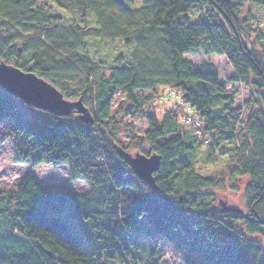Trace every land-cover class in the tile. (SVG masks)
<instances>
[{
	"label": "trees",
	"instance_id": "1",
	"mask_svg": "<svg viewBox=\"0 0 264 264\" xmlns=\"http://www.w3.org/2000/svg\"><path fill=\"white\" fill-rule=\"evenodd\" d=\"M141 1L133 9L122 0H0V63L81 100L92 119L48 113L43 126H33L20 110L25 104L0 89L7 124L0 145L12 143L14 163L68 166L70 179L89 187L46 191L31 173L17 191H0V264H140L136 236L155 245L152 264H264L257 240L264 236V114L245 122L215 65L185 58L224 56L234 71L229 82L264 97V33L244 16L247 5L264 7V0ZM196 7L199 22L180 20ZM253 34L259 44L250 42ZM88 39L134 48L106 61L90 57ZM160 88L156 97L137 94ZM162 90L183 105H159ZM119 92L126 94L120 114L148 124L132 144L141 150L148 142L161 158L155 185L119 153L120 124L111 117ZM219 144L233 153L231 165L201 174L191 158L202 147L222 156ZM227 181L244 188L245 211L218 200ZM76 221L90 243L73 230Z\"/></svg>",
	"mask_w": 264,
	"mask_h": 264
},
{
	"label": "rangeland",
	"instance_id": "2",
	"mask_svg": "<svg viewBox=\"0 0 264 264\" xmlns=\"http://www.w3.org/2000/svg\"><path fill=\"white\" fill-rule=\"evenodd\" d=\"M122 1L125 5L133 9H139L143 5L141 0H134L133 3L130 0ZM199 9V7L192 9L189 13L182 15L180 20H188L189 22L193 23L199 22L198 19H201L202 17V13H200ZM57 12L66 15V12L60 9ZM205 13H207V11ZM250 14L255 19L254 28L261 29V31L264 33V7H252L247 5L245 7L244 16L246 17ZM90 24L92 27H94V24ZM254 41L256 44H259L256 34H253V36L250 38L251 43H254ZM87 43L89 45L88 49L90 50V57H97L106 61H112L120 54L129 55L134 48V45L128 47L124 45L122 41L88 39ZM185 58L190 60L197 67L200 66L204 60L215 65L218 70L219 79L222 85H224L229 92H232L236 95V107L242 110L243 120L245 122H247L252 117H258V114L260 113L264 114V97L258 96L256 94L253 95V90L243 84L240 85L229 82L230 78L234 75V71L226 57L217 55L205 56L202 53L200 56L186 55ZM160 90L161 88L158 89L154 94L151 92H137V94L156 97ZM161 92H163V90ZM164 94L165 92H163V96ZM125 101L126 94L120 92L117 93L113 100L111 109V117L120 124L118 128L120 135L117 137L120 147L126 149L132 155L141 153L147 157H150L152 156V153L148 142H145L141 150L138 148L137 142L132 144V141L135 138L145 136L146 132L148 131V124L142 118H124L119 111L121 105L125 103ZM177 102L181 106L183 105L180 99H177ZM174 103V101H171L161 106L167 109L168 107L173 106ZM20 110L23 113L24 119L33 126H43L51 117V115L47 112L23 104L20 105ZM5 127H7V124L0 122V135L4 133V129H6ZM185 131L189 132L188 129H185ZM228 146H231L230 143ZM223 147L224 145L220 144L217 146L220 151L224 149L222 150L223 152L221 151V153H223L222 156H219V151L213 153L212 155H207V148L204 147L196 150L191 159L201 174L206 176H215L225 170L228 165H231V155L233 153L228 152V150ZM12 151L13 146L11 142H6L5 144L0 145V191H17L23 179L32 173L40 180L43 190L72 192L78 194L89 193V187L85 182L73 181L70 179V171L68 166L54 168L47 165H41L34 168L29 165L15 164L13 161ZM229 186L238 187L239 190L232 191ZM243 190L244 188H242V186L237 184L231 185L230 182L227 181L225 189L218 192V200L225 206L238 208L242 211H245ZM219 201L217 206L221 207L222 205L220 206ZM72 228L84 239L85 244L91 242L89 239V234L84 229L82 222H73ZM134 239L141 244L140 264H152L153 259L157 260L158 256H153L156 251L155 245H153L149 240L140 236H136ZM257 240L264 244V236L258 238ZM164 261H167V259Z\"/></svg>",
	"mask_w": 264,
	"mask_h": 264
},
{
	"label": "water",
	"instance_id": "3",
	"mask_svg": "<svg viewBox=\"0 0 264 264\" xmlns=\"http://www.w3.org/2000/svg\"><path fill=\"white\" fill-rule=\"evenodd\" d=\"M0 89L35 109L67 117L75 111L82 122H90L91 114L82 105V101L71 102L52 84L39 78L32 72H24L16 67L0 63ZM119 153L126 159L137 177L155 185V174L160 170L161 158L157 155L147 157L141 153L135 155L120 148Z\"/></svg>",
	"mask_w": 264,
	"mask_h": 264
},
{
	"label": "built area",
	"instance_id": "4",
	"mask_svg": "<svg viewBox=\"0 0 264 264\" xmlns=\"http://www.w3.org/2000/svg\"><path fill=\"white\" fill-rule=\"evenodd\" d=\"M177 94L173 91H169L167 90L164 94V96L162 97V99L160 100V104L159 105H164L165 103L167 102H171V101H174L176 102L177 101ZM186 113H190V109L187 110ZM189 116V115H188Z\"/></svg>",
	"mask_w": 264,
	"mask_h": 264
},
{
	"label": "bare ground",
	"instance_id": "5",
	"mask_svg": "<svg viewBox=\"0 0 264 264\" xmlns=\"http://www.w3.org/2000/svg\"><path fill=\"white\" fill-rule=\"evenodd\" d=\"M60 117V116H59Z\"/></svg>",
	"mask_w": 264,
	"mask_h": 264
}]
</instances>
